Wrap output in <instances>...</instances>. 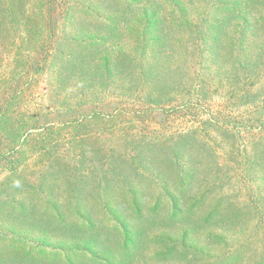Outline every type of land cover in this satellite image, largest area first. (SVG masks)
<instances>
[{"label": "trees", "instance_id": "16d2710c", "mask_svg": "<svg viewBox=\"0 0 264 264\" xmlns=\"http://www.w3.org/2000/svg\"><path fill=\"white\" fill-rule=\"evenodd\" d=\"M251 1L255 0L222 2L218 10L231 11L236 20L220 16L206 22L211 30L201 38L198 58L206 59L216 70L225 69L229 63L230 68L223 72L227 78L220 80L230 88L220 96V109L207 106L189 112L187 121L194 124L183 130L165 128V119L159 122V130L154 129L147 117L148 110L162 106L159 97L166 84L150 76L153 67L142 62L141 52L146 48L143 44L157 48L162 42L165 36L161 26L167 18L142 15L136 20L143 32L129 28L128 33L140 43L135 50L137 57V53L132 56L120 51L110 54L108 47L116 43L118 35L117 20L112 15L96 16L94 21L82 18L74 26L94 23L97 28H106L82 30L86 34L74 39L63 36L59 47L52 50H39L37 43L46 32L42 26L45 21L33 26L26 17L18 37L28 46L19 48L16 71L0 79V234L6 236L0 238L6 248L25 240L16 230L21 231V223L35 217L29 213L33 198L46 210L51 209V220L60 225L67 222L58 211L59 204L64 203L56 195L62 190L55 185L58 182L65 186L67 202L79 204L84 201L79 194L82 190H135L143 185L163 189L168 184L156 183L150 175L169 177L171 173L176 186L183 190L188 183L185 174L193 171L183 161L185 153L212 158L223 152L231 161L264 160V16L255 15L251 22L239 9ZM60 18H50L47 29ZM63 20L66 24L72 21L68 16ZM169 23L179 26L181 22L170 17ZM150 26L158 29L148 36ZM65 43L68 52H63L65 46L60 48ZM194 55L186 57L191 61ZM205 86L200 83L196 90L203 93ZM95 103L100 106L96 108ZM161 160L172 161L173 168L147 167ZM10 188L14 190L11 193ZM128 202L138 207L134 195ZM159 202L158 196L154 203ZM46 210L37 214V219H48ZM9 255L4 251L0 261L6 263Z\"/></svg>", "mask_w": 264, "mask_h": 264}, {"label": "rangeland", "instance_id": "374dc122", "mask_svg": "<svg viewBox=\"0 0 264 264\" xmlns=\"http://www.w3.org/2000/svg\"><path fill=\"white\" fill-rule=\"evenodd\" d=\"M235 1L0 0V79L16 71L20 62L19 48L28 46L18 37L24 30L26 17L33 26L45 21L42 26L46 32L37 43L39 50H52L59 47L58 41L64 40L63 36L74 39L86 34L81 33L82 30H98L94 23L74 26L82 18L87 16L94 21L96 16L112 15L117 20L115 32L118 35L116 43L108 47L110 54L120 51L136 56L140 43L128 32L132 28L143 32L136 20L142 15L160 16L168 19L161 26L165 37L157 48L143 44L145 51L140 50L144 53L142 62L153 67L150 76L166 84L165 88L161 87L163 93L159 97L162 106L156 111L155 108L148 110L147 117L151 120L149 126L154 129L159 130V124L165 119V128L183 130L194 124L187 121L191 117L187 116L189 112L207 106L220 109L223 103L220 96L230 88L220 80L227 78L223 72L230 64L216 70L209 67L206 59L198 58L197 53L198 46L203 47L202 36L211 30L206 24L208 20L220 16L236 20L231 11L218 10L220 3ZM239 9L252 22L255 15L264 16V0L251 1ZM54 16L61 18L55 19V24L47 29ZM63 16L72 21L64 23ZM170 17L180 20L179 26H171ZM226 28L230 32L231 23L226 24ZM157 29L158 26H150L148 36ZM64 46L63 52L70 51L67 43L60 44L61 49ZM188 54L194 55L191 61L186 57ZM200 83L206 84L203 93L196 90ZM95 106L100 105L95 103ZM159 113L164 116L160 117ZM184 156L183 161L193 171L185 174L188 183L183 190L176 186L171 173L169 177L150 175L154 182L165 185L167 181L168 184L163 189L143 185L135 190L95 189L89 193L82 190L79 194L84 201L74 204L67 202L65 186L56 183L62 189L56 195L64 202L59 204L58 211L65 215L67 222L60 225L51 220V209L46 210L33 198L29 213L35 217L22 222L21 231L16 230L25 240H20L14 248H6L0 238V256L4 251L10 253L6 263L0 261V264H264V160L231 161L223 152L212 158L187 153ZM171 164L172 161L161 160L147 167L153 169L160 165L172 169ZM13 191L10 188V193ZM131 195L138 200L136 208L128 202ZM158 196L160 202L156 204L154 200ZM44 210L49 218L41 221L37 214H43Z\"/></svg>", "mask_w": 264, "mask_h": 264}]
</instances>
